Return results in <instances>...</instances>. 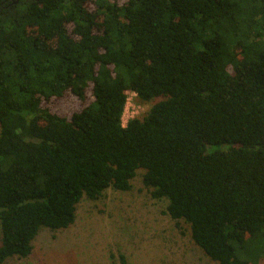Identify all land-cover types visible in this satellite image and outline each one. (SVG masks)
<instances>
[{"label":"trees","instance_id":"1","mask_svg":"<svg viewBox=\"0 0 264 264\" xmlns=\"http://www.w3.org/2000/svg\"><path fill=\"white\" fill-rule=\"evenodd\" d=\"M139 170L211 262L264 259V0H0V264Z\"/></svg>","mask_w":264,"mask_h":264},{"label":"rangeland","instance_id":"2","mask_svg":"<svg viewBox=\"0 0 264 264\" xmlns=\"http://www.w3.org/2000/svg\"><path fill=\"white\" fill-rule=\"evenodd\" d=\"M126 94L124 126L141 119L154 104ZM59 108L68 114L72 107L66 100ZM143 173L137 171L128 192L108 189L97 201L83 197L70 227L42 228L28 258H10L3 264H216L193 243L188 225L168 216L167 201L151 198Z\"/></svg>","mask_w":264,"mask_h":264}]
</instances>
